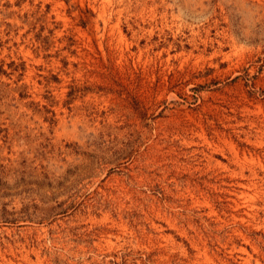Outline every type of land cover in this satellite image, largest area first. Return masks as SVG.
I'll return each instance as SVG.
<instances>
[{"label":"rangeland","instance_id":"374dc122","mask_svg":"<svg viewBox=\"0 0 264 264\" xmlns=\"http://www.w3.org/2000/svg\"><path fill=\"white\" fill-rule=\"evenodd\" d=\"M0 264H264V0H0Z\"/></svg>","mask_w":264,"mask_h":264}]
</instances>
